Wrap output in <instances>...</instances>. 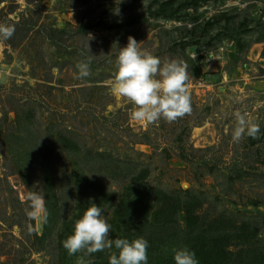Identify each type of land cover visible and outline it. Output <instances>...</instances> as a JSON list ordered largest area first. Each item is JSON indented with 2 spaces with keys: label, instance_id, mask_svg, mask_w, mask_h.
<instances>
[{
  "label": "rangeland",
  "instance_id": "374dc122",
  "mask_svg": "<svg viewBox=\"0 0 264 264\" xmlns=\"http://www.w3.org/2000/svg\"><path fill=\"white\" fill-rule=\"evenodd\" d=\"M171 1L182 0H0V27L22 25L0 39V242L10 254L0 264H109L114 247L74 255L63 247L91 203L111 239L149 242L148 264H174L185 247L204 264L220 235L229 238L227 264H264V0H183L163 15ZM129 37L162 64L188 65L189 114L131 119L135 105L112 92ZM89 59L91 75L79 78ZM239 116L259 125L256 138L233 140ZM143 169L150 187L196 196V217L118 212ZM34 192L47 223L27 215ZM219 220L230 226L216 231Z\"/></svg>",
  "mask_w": 264,
  "mask_h": 264
},
{
  "label": "clouds",
  "instance_id": "9594fccd",
  "mask_svg": "<svg viewBox=\"0 0 264 264\" xmlns=\"http://www.w3.org/2000/svg\"><path fill=\"white\" fill-rule=\"evenodd\" d=\"M14 31L13 26L0 27V39H10ZM139 44L129 37L127 45L119 47L112 88L115 95L135 105L131 119L147 123H155L160 119L174 122L189 114L192 107L187 86L190 79L188 65L178 60L162 64L158 57L142 50ZM193 59H196V55ZM211 59L216 60L215 57L208 58ZM90 65V59L77 65L79 78L91 75ZM237 120L233 130L234 141L239 142L244 136L257 137L260 132L258 124L244 116H239ZM29 200V218L47 223L48 211L43 195L34 192ZM111 228L103 215V209L91 203L76 221L73 234L63 241V247L69 255L82 250L94 254L114 247L116 252L110 255L109 264H148L149 242L145 238L113 240L110 238ZM173 260L174 264H199L195 252L186 247L174 250Z\"/></svg>",
  "mask_w": 264,
  "mask_h": 264
},
{
  "label": "trees",
  "instance_id": "16d2710c",
  "mask_svg": "<svg viewBox=\"0 0 264 264\" xmlns=\"http://www.w3.org/2000/svg\"><path fill=\"white\" fill-rule=\"evenodd\" d=\"M182 1H171L165 5H162L161 9L164 7V8H168V11H170V12L164 11L162 14L166 16L173 14L176 11L177 7H180L181 4L183 5L185 3V1L183 2ZM21 26H22L21 24L15 25L14 27L15 31L18 30L19 31L18 33L22 32ZM232 30H233L232 27L228 29V31H232ZM147 174H148V170L143 169L140 171L138 176L136 175L132 178V181L135 184H137L136 191L134 190V195L132 196L131 199H129V202L127 204L124 205L121 204L118 207V212L124 210L129 214L131 219L143 220V221L148 220L149 216L155 210V208L158 210L156 216L159 219H164L166 222H173L174 218L181 212L186 213L188 215V219L191 217H196L195 213L201 206L200 205L201 203L199 202L196 196H192L189 199L184 200L182 198L166 193L159 188L150 187L145 182V177ZM101 194H104V192H101ZM114 198H115L114 195H109V199L111 201ZM114 206L115 205H111L109 207L113 208ZM73 223H72V227L69 230V232L72 234L74 230ZM188 223L190 222L188 221ZM213 225H218L215 227L216 231L222 232V230L228 228V225L230 226V222L219 220V221H214ZM249 228H250L249 224L244 225V230ZM257 234H258L257 231L252 230V232L244 233V237L245 238L255 237L257 236ZM221 236L222 235H220L218 239L213 240V246L210 251L204 252L206 256H209L208 258H205L203 260L204 264H227L228 262L231 261V259L228 258L227 253L223 249L224 246L227 244V240L229 238L227 236H222V237ZM5 249H6V244L0 242V255H10L7 251H5ZM3 264H9V262Z\"/></svg>",
  "mask_w": 264,
  "mask_h": 264
}]
</instances>
